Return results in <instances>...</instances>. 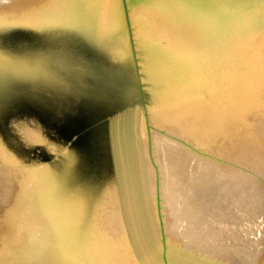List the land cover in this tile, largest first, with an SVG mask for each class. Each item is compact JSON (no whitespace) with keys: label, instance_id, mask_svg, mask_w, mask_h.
Here are the masks:
<instances>
[{"label":"bare ground","instance_id":"6f19581e","mask_svg":"<svg viewBox=\"0 0 264 264\" xmlns=\"http://www.w3.org/2000/svg\"><path fill=\"white\" fill-rule=\"evenodd\" d=\"M75 3L89 10L97 59L124 54L125 38L102 44L123 30L119 0H0V54L17 53L4 44L16 25L55 43ZM137 3L148 104L117 107L113 167L103 127L86 172L84 148L63 151L55 126L16 118L20 107L0 115V264H264V0Z\"/></svg>","mask_w":264,"mask_h":264},{"label":"water","instance_id":"95a60500","mask_svg":"<svg viewBox=\"0 0 264 264\" xmlns=\"http://www.w3.org/2000/svg\"><path fill=\"white\" fill-rule=\"evenodd\" d=\"M119 1L123 16V25L120 29L123 28V30L119 34L114 31V28L108 30L105 32L109 33L108 36L104 37L106 39L102 41L105 46L118 41L121 42L123 38L127 39L129 47L124 49V54L121 52L122 55L114 54L119 56L116 57L117 59L105 58L101 61L97 59L101 57L99 53L104 49L98 48L96 42L87 33L85 25L89 18L87 15L89 10L82 3L72 5L67 12V18L64 19L66 13L60 15L58 26H62V29L55 43L36 40L35 38L33 41L30 37L31 34L22 28H18L20 25H16V30L13 28L7 30L11 36L5 39L4 44L11 48L16 47L17 53L13 54L15 55L13 57L3 52L0 54V63L3 65L0 69L3 72L0 76V115L12 110L8 113L9 117L16 113L13 108L20 107L21 113H27L19 117L15 116L16 118L28 123H34L35 118L40 123L45 124L47 128L55 126L62 137L63 151L70 150L72 147L76 148V145L84 148L85 153L83 150L81 152L84 159L88 160L86 172L90 169L91 162L94 161L93 151H97V146L100 144L98 141H102L96 132L98 129H102L101 127L105 129L107 136V144H105L108 166L113 164L112 135L109 130L111 121L116 119L120 110L117 107L121 106V111L125 110V112L139 107L145 112L148 104L143 70L144 58L138 49L134 25L130 20L132 8L138 3L137 0ZM54 18L56 15L52 19ZM43 20H48V18L40 17L34 23ZM51 24L52 22L46 25ZM151 27L153 28V26ZM115 28L117 29V27ZM119 35H122L121 38ZM41 42H45L42 47L44 52L40 51L33 56L31 54L24 55L23 51L39 49ZM45 46H52V49H44ZM69 54L73 58H70ZM119 58L130 67L133 82L130 96H127L126 91H124L123 81L121 79L120 81L116 80L120 78ZM98 105L101 108L97 109ZM93 113L95 116L91 115ZM12 120L13 118L9 127L13 124ZM1 121L0 119V125H2ZM11 131L12 136L16 137V140H20L21 137L19 138V135L13 132L12 127ZM0 134L4 135L2 131ZM45 135L50 136V132H46ZM48 164H50L49 158L41 162L43 167ZM81 172L85 173L82 170ZM71 175L70 170L67 172V179H70ZM97 179L100 180L102 177L99 175ZM60 181L64 180L61 178ZM47 192L44 191L40 200L48 196L45 194ZM159 201L160 199H158ZM44 204H49L54 209L56 207L52 205L51 201ZM158 207L160 211L159 203ZM49 217L51 218V216ZM59 241L56 240L55 245H58Z\"/></svg>","mask_w":264,"mask_h":264},{"label":"rangeland","instance_id":"374dc122","mask_svg":"<svg viewBox=\"0 0 264 264\" xmlns=\"http://www.w3.org/2000/svg\"><path fill=\"white\" fill-rule=\"evenodd\" d=\"M263 190H264V189H263ZM263 190H262V191H263Z\"/></svg>","mask_w":264,"mask_h":264}]
</instances>
